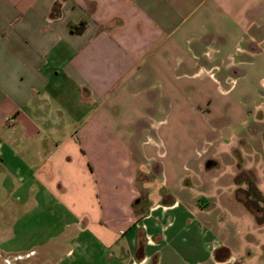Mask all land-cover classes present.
<instances>
[{"label":"crops","instance_id":"crops-1","mask_svg":"<svg viewBox=\"0 0 264 264\" xmlns=\"http://www.w3.org/2000/svg\"><path fill=\"white\" fill-rule=\"evenodd\" d=\"M242 44L263 66L264 0H0V264H264L173 195L163 139L188 69Z\"/></svg>","mask_w":264,"mask_h":264},{"label":"rangeland","instance_id":"rangeland-1","mask_svg":"<svg viewBox=\"0 0 264 264\" xmlns=\"http://www.w3.org/2000/svg\"><path fill=\"white\" fill-rule=\"evenodd\" d=\"M245 44L243 54L230 53L238 68L227 69L217 61L188 69L197 76L191 82L180 80L177 103L189 113L172 138H167L169 133L163 139L176 149L178 170L185 178L179 194L173 195L210 214L221 213L224 224L233 222L228 237L236 244L238 239L243 246L251 244L252 252L258 245L259 256H264V62L253 67L255 52H248ZM152 185L158 194L160 187ZM142 187L138 180L137 188Z\"/></svg>","mask_w":264,"mask_h":264},{"label":"built area","instance_id":"built-area-1","mask_svg":"<svg viewBox=\"0 0 264 264\" xmlns=\"http://www.w3.org/2000/svg\"><path fill=\"white\" fill-rule=\"evenodd\" d=\"M6 123H7L10 127H13L15 121H14V119H12V118H8V119L6 120Z\"/></svg>","mask_w":264,"mask_h":264},{"label":"trees","instance_id":"trees-1","mask_svg":"<svg viewBox=\"0 0 264 264\" xmlns=\"http://www.w3.org/2000/svg\"><path fill=\"white\" fill-rule=\"evenodd\" d=\"M249 210V209H248Z\"/></svg>","mask_w":264,"mask_h":264}]
</instances>
